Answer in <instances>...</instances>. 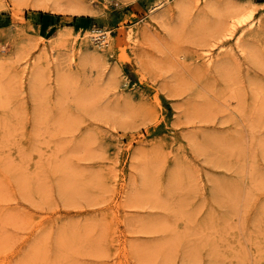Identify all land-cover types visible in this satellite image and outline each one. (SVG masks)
Returning a JSON list of instances; mask_svg holds the SVG:
<instances>
[{"label":"rangeland","instance_id":"obj_1","mask_svg":"<svg viewBox=\"0 0 264 264\" xmlns=\"http://www.w3.org/2000/svg\"><path fill=\"white\" fill-rule=\"evenodd\" d=\"M0 264H264V0H0Z\"/></svg>","mask_w":264,"mask_h":264},{"label":"bare ground","instance_id":"obj_2","mask_svg":"<svg viewBox=\"0 0 264 264\" xmlns=\"http://www.w3.org/2000/svg\"><path fill=\"white\" fill-rule=\"evenodd\" d=\"M226 1H228V0H225V2ZM213 2L214 1H211L207 4L210 9H213V7H212L214 4ZM37 6L45 8V6H43V5H37ZM226 7H228V6H226ZM230 9L231 8H229V10ZM74 11H76V10H74ZM77 11H79V10H77ZM251 15H252V11H249L247 8L241 7V6H237V7L232 8V10H230L226 14V17H224L223 19H221L223 14L220 12H216V16L219 18L220 22L218 24L217 29L213 30L209 34L211 40L222 41V40H225L227 38H230L233 35V32L235 31L237 26L245 24V22L248 21V18H250ZM93 32L95 34H93L91 36V38H94V40L101 39V41H107L106 40L107 39L106 32H104L103 30L94 29ZM104 34L106 35L105 38L102 37V35H104ZM107 43H108V41H107ZM213 45H215V41H214Z\"/></svg>","mask_w":264,"mask_h":264},{"label":"built area","instance_id":"obj_3","mask_svg":"<svg viewBox=\"0 0 264 264\" xmlns=\"http://www.w3.org/2000/svg\"><path fill=\"white\" fill-rule=\"evenodd\" d=\"M102 37H103V38H105V37H106V35L104 34V35H102Z\"/></svg>","mask_w":264,"mask_h":264}]
</instances>
